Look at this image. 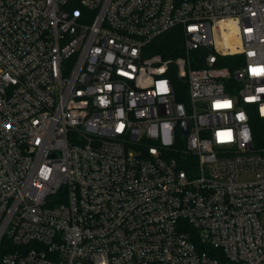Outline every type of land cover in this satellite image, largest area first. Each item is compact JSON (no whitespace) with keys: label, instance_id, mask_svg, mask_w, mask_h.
I'll return each mask as SVG.
<instances>
[{"label":"built area","instance_id":"built-area-1","mask_svg":"<svg viewBox=\"0 0 264 264\" xmlns=\"http://www.w3.org/2000/svg\"><path fill=\"white\" fill-rule=\"evenodd\" d=\"M250 112L264 0H0V264H264Z\"/></svg>","mask_w":264,"mask_h":264},{"label":"trees","instance_id":"trees-1","mask_svg":"<svg viewBox=\"0 0 264 264\" xmlns=\"http://www.w3.org/2000/svg\"><path fill=\"white\" fill-rule=\"evenodd\" d=\"M180 42L181 30L175 28L157 37L149 49L151 53H161L163 57L167 58L179 53ZM225 59H227L226 64L232 68L233 66L229 62L232 57L226 56ZM250 124L255 147L264 150V117L259 116L256 112H250Z\"/></svg>","mask_w":264,"mask_h":264},{"label":"rangeland","instance_id":"rangeland-1","mask_svg":"<svg viewBox=\"0 0 264 264\" xmlns=\"http://www.w3.org/2000/svg\"><path fill=\"white\" fill-rule=\"evenodd\" d=\"M260 218H261V220L264 222V212H262V213L260 214Z\"/></svg>","mask_w":264,"mask_h":264},{"label":"snow or ice","instance_id":"snow-or-ice-1","mask_svg":"<svg viewBox=\"0 0 264 264\" xmlns=\"http://www.w3.org/2000/svg\"><path fill=\"white\" fill-rule=\"evenodd\" d=\"M226 106V105H225Z\"/></svg>","mask_w":264,"mask_h":264}]
</instances>
